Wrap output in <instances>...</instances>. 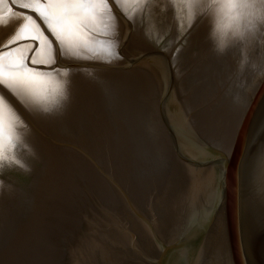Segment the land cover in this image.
<instances>
[{
  "label": "water",
  "instance_id": "water-1",
  "mask_svg": "<svg viewBox=\"0 0 264 264\" xmlns=\"http://www.w3.org/2000/svg\"><path fill=\"white\" fill-rule=\"evenodd\" d=\"M63 7L0 0V264H264V0Z\"/></svg>",
  "mask_w": 264,
  "mask_h": 264
},
{
  "label": "snow or ice",
  "instance_id": "snow-or-ice-1",
  "mask_svg": "<svg viewBox=\"0 0 264 264\" xmlns=\"http://www.w3.org/2000/svg\"><path fill=\"white\" fill-rule=\"evenodd\" d=\"M35 3H39L40 0H33ZM48 3H57L63 5V14L65 15V18L62 22L57 23L56 29L61 33L64 34V29L66 25L72 24L74 21L81 19L82 17L78 16L77 13L83 12L84 14H88L92 12V10L97 6L98 3L103 2L107 3V0H47ZM13 3H15V0H13ZM28 12H36V15L43 20V15H41L40 12H38L36 9H28ZM28 12L23 13L22 15H27ZM46 14V13H45ZM29 20H32V17L28 16ZM59 19V18H58ZM35 22V21H33ZM48 31H53L52 27L48 26ZM55 35V33H53ZM47 38V37H45ZM24 39H31L33 41H39V38L37 36L32 37H24ZM15 42V41H14ZM51 43V42H50ZM12 51H15V49H12ZM37 51H39V48L37 47ZM7 53L0 52V77L7 74L10 77L16 74L19 71H25L26 73H36L39 71V68H28L27 64L24 60H21L20 62L10 65L8 73L4 72V66H3V56ZM25 59H27L25 57ZM32 64H37V61L35 58L32 59ZM44 67H49V65H44ZM36 75H32L31 79L35 80L38 79ZM2 79H0V83H2ZM4 97L0 95V102H3Z\"/></svg>",
  "mask_w": 264,
  "mask_h": 264
},
{
  "label": "clouds",
  "instance_id": "clouds-1",
  "mask_svg": "<svg viewBox=\"0 0 264 264\" xmlns=\"http://www.w3.org/2000/svg\"><path fill=\"white\" fill-rule=\"evenodd\" d=\"M209 4L213 3V0H208ZM249 33L254 34V29H249ZM245 34L244 33H230L228 36L224 35L223 30L220 28L219 25L213 24L212 29L209 33V39L213 45V50L218 55H223L231 46V41L235 39L243 38ZM119 43L117 41H112L109 48L106 49L108 56L111 57V59H120V54L118 51ZM107 62H111V60H108ZM7 162V161H5ZM4 189L3 182L0 181V194H2Z\"/></svg>",
  "mask_w": 264,
  "mask_h": 264
}]
</instances>
